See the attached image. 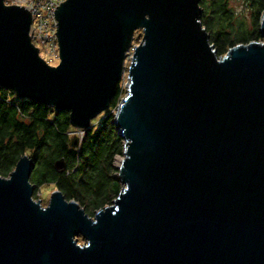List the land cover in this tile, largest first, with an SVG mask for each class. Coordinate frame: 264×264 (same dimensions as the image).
<instances>
[{
    "label": "water",
    "instance_id": "obj_1",
    "mask_svg": "<svg viewBox=\"0 0 264 264\" xmlns=\"http://www.w3.org/2000/svg\"><path fill=\"white\" fill-rule=\"evenodd\" d=\"M200 2L64 0L55 66L32 12L0 0V86L19 98L87 129L128 70L118 196L93 216L58 188L44 206L24 154L0 174V264H264V40L219 55Z\"/></svg>",
    "mask_w": 264,
    "mask_h": 264
},
{
    "label": "trees",
    "instance_id": "obj_2",
    "mask_svg": "<svg viewBox=\"0 0 264 264\" xmlns=\"http://www.w3.org/2000/svg\"><path fill=\"white\" fill-rule=\"evenodd\" d=\"M252 27L239 17L231 0H201L203 24L219 55L238 43L261 40L258 31L264 0H245ZM122 95L118 85L110 107L117 110ZM17 99V101H16ZM114 113L96 129L89 127L78 147L72 146L69 110H56L43 103L19 99L10 88L0 86V174L9 176L24 154L33 158L30 181L34 197L42 185L53 183L67 199H75L89 215L110 204L121 190L116 157L123 156V138L112 122ZM63 158L66 169L55 162Z\"/></svg>",
    "mask_w": 264,
    "mask_h": 264
},
{
    "label": "rangeland",
    "instance_id": "obj_3",
    "mask_svg": "<svg viewBox=\"0 0 264 264\" xmlns=\"http://www.w3.org/2000/svg\"><path fill=\"white\" fill-rule=\"evenodd\" d=\"M5 1L8 4H20V5H24V6H27V7L29 6L28 3L32 2V0H5ZM230 3L232 5V7L234 8V10L238 13L239 17H243L245 19L246 25L252 27V15H251V12H250V8H248V6L246 5L247 4L246 1L245 0H231ZM259 29H260V27H259ZM259 29H258V31L260 33ZM260 36H261V34H260ZM142 37H143V30L142 29L136 30L135 34H134V38H133V45L139 44L141 42V40H142ZM261 40H264L262 38V36H261ZM133 45L131 46V48H133ZM132 54H133V49L130 50L129 55L127 56L126 66L129 65L130 57L132 56ZM59 55H60V51H59ZM47 62L49 64H51V65L57 66L59 64V62H60V56H58L57 58L47 59ZM127 73H128V70L126 68V72L123 75V77H122V79H121V81L119 83V86L122 89V95H121L120 102H121V100L123 99V97L127 93V84H128ZM19 99H21V98H19ZM16 101H17V99H16ZM116 111L117 110H115V109H113L111 107L107 108L105 111L99 113L95 118H93L91 120V126L90 127L94 128V129L98 128L105 117H107L110 113L111 114L112 113L115 114ZM85 132H86V129H79V128H75L73 126V129H71L69 131V135L73 138V136L77 134L79 136V138H80V141H81V139L85 135ZM121 158H122V156H117L116 157V165L119 164ZM55 189H57V188H56V186L53 183L42 185L40 187L39 191H38V194H37L38 197H36V199H41L42 204L44 206H46L48 204V202H49V199L51 197L52 192ZM91 216H93V215H91ZM79 242L81 244H84L85 240L81 236H79Z\"/></svg>",
    "mask_w": 264,
    "mask_h": 264
},
{
    "label": "built area",
    "instance_id": "obj_4",
    "mask_svg": "<svg viewBox=\"0 0 264 264\" xmlns=\"http://www.w3.org/2000/svg\"><path fill=\"white\" fill-rule=\"evenodd\" d=\"M63 1L32 0L28 3L29 6H26L33 15L30 29L31 39L45 60L60 56L55 11Z\"/></svg>",
    "mask_w": 264,
    "mask_h": 264
},
{
    "label": "bare ground",
    "instance_id": "obj_5",
    "mask_svg": "<svg viewBox=\"0 0 264 264\" xmlns=\"http://www.w3.org/2000/svg\"><path fill=\"white\" fill-rule=\"evenodd\" d=\"M121 160V159H120Z\"/></svg>",
    "mask_w": 264,
    "mask_h": 264
}]
</instances>
